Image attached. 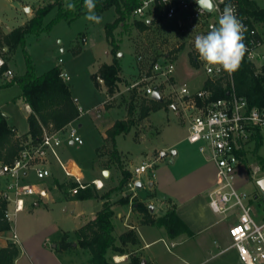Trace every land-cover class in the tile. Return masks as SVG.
Returning a JSON list of instances; mask_svg holds the SVG:
<instances>
[{
    "label": "rangeland",
    "instance_id": "obj_1",
    "mask_svg": "<svg viewBox=\"0 0 264 264\" xmlns=\"http://www.w3.org/2000/svg\"><path fill=\"white\" fill-rule=\"evenodd\" d=\"M254 2L258 8L264 9V0H254ZM53 3L55 0H0V22L3 23L0 25V44L7 31L24 24L27 18L31 17L30 11L35 13L38 8ZM55 14L56 7L51 6L43 17V24L52 20ZM85 15L86 12L71 21L60 19L47 31L37 35L28 34L24 47L17 45L8 53L5 62L6 68H10L14 76L22 74L26 68L24 48L32 59L36 73L40 74L49 68L60 67L69 75V79L65 81L81 110L70 125L75 127L76 134L82 142L69 144L68 141L63 140L59 149L60 157L62 160L72 159L82 172L81 181L91 184L99 195L103 194L107 197L106 200L115 211L112 221L113 234L117 238L122 232L130 230L126 225H121V219L116 216L117 211L124 214L128 208H131L129 218L125 222L133 224L136 219L141 220L142 214L133 208L132 201L135 202L138 198H154L149 182L155 178V170L158 168L156 165H162L157 158L160 148H167L166 146L171 143L175 144L172 149L177 150V156L172 158L170 149L167 148L168 155L165 161L174 159L178 169L188 159L204 157L198 151L197 145L189 143L185 137L188 133V112L179 104L174 90L176 84L183 82L190 90L200 87L205 79V73L202 61L197 59V53L182 43L181 35L162 33L152 27L140 28L136 23L137 20L130 13L112 30L114 40L117 42L114 56L119 59L121 69L113 91L106 96L103 85L95 86L102 83L96 78V70L100 63H109L113 60V54L105 36V25L113 20L115 11L113 7H109L98 14L103 17L100 24L87 21L84 19ZM258 25L264 31V23L259 22ZM167 53L176 60L175 76L168 81L156 76L151 79L144 78L152 74V62L162 59V56ZM192 59L196 60L192 61ZM258 67L259 65L254 66V71H258ZM93 74L94 78H92ZM10 79H5V82ZM132 82H138V84L129 88ZM2 84L0 81V113L6 116L7 122L13 125L18 133L23 134L28 127L26 121L28 110L20 97V87L17 83ZM147 85H155L159 89L163 99L161 102L145 93L144 88ZM156 102L165 103L157 106ZM175 102L177 106L172 108L171 104ZM145 106L151 108L147 115L141 116ZM116 119L128 120L131 125L127 133L115 136L118 158H112L109 156L112 145L110 140L105 138V131L106 126ZM17 132L15 131L16 135H19ZM25 141H30L29 137ZM257 153L264 157V134L263 143ZM55 160L53 157L48 159L51 176L38 180L30 173L27 179L39 187L46 188L49 196L43 199V203L35 209L21 212L15 218L21 235L29 236L44 229L46 234L43 236L46 237V244L50 247L52 243L57 245L62 237L65 241L72 242L73 247L70 249L62 250L57 246L55 248L66 264L77 262L84 264L89 253L79 245L76 232L85 220L91 218L101 208L102 198H68L74 193L77 185L72 186L75 180L65 177ZM251 161L257 163L255 158H251ZM142 162H151L152 165L146 171L135 174L134 167ZM102 169L108 171L105 179ZM122 171L128 174L127 180L123 183L120 182ZM98 177L105 181L100 189L95 188L91 183L93 178ZM134 181H140L142 186L136 187L132 184ZM253 186L255 187L254 181L250 180L243 188L251 191ZM123 191L129 193L125 195L128 196L127 203L129 204L130 201V205L122 206L120 199L125 196L122 194ZM133 191H136L138 198L133 195ZM255 194L256 197L252 200L257 204L261 201L263 194L257 187ZM159 196L158 194L157 197ZM38 197L33 194L27 198L37 199ZM158 208L161 209H157L156 212L161 215L162 206ZM259 211L264 214V210ZM151 215L155 217L154 211ZM214 217L216 223L213 230L219 233L216 236H212L210 232V235L199 236V238L180 239L175 246H171L166 240L169 252H166L163 241H160L147 249V252L149 250V252L159 253L157 260L166 264H174L175 261L180 264H197L206 258L209 261L214 260V257L209 256L217 250L216 246H227L230 241L227 232L229 221L215 213ZM256 219L259 220L258 217ZM120 227L122 232L119 230ZM221 234L222 237H220ZM115 244L121 250L110 249L106 254L112 264H131L133 257L140 258L143 255L142 251L138 250V243H123L116 239ZM200 244H203L204 248L209 247L211 251L206 250L205 254L201 253ZM177 255L183 260H177ZM116 256H123V259L117 262L116 259L114 260Z\"/></svg>",
    "mask_w": 264,
    "mask_h": 264
},
{
    "label": "built area",
    "instance_id": "obj_2",
    "mask_svg": "<svg viewBox=\"0 0 264 264\" xmlns=\"http://www.w3.org/2000/svg\"><path fill=\"white\" fill-rule=\"evenodd\" d=\"M211 9L199 8L198 0H137L131 16L141 22L149 21L148 27L160 30L162 33L181 35L188 47L197 53L194 47L196 36L203 35L218 27V18L225 4L235 6L237 17L243 23L244 43L247 52L243 57L254 66L259 65L255 74L262 73L264 66V31L254 18L242 14L238 0H209ZM197 59H199L197 53ZM196 59H192L195 61ZM175 61L167 53L162 59L151 64L153 77L170 80L175 76ZM0 57V66L3 64ZM205 79L200 87L190 90L183 82L176 84V98L182 108L188 112L189 143L197 145L200 152L206 153L209 161L215 167V180L208 194V205L213 213L221 215L229 221V248L236 252L242 264H264V217L256 219L251 197L247 191L239 189L236 184L238 167L252 154L256 143L263 141L264 134V105H251L247 98L237 93L234 72L217 70L204 62ZM13 71L5 68L0 72L1 83L13 77ZM60 76L67 80L68 74L61 70ZM220 82L219 89L224 96L213 97L214 88L208 82ZM132 82L129 88L137 86ZM159 89L155 85H147L145 93ZM160 94V92H159ZM176 104V102H175ZM177 106V105H176ZM81 112V110H79ZM63 140L70 143L82 142L76 134L75 127L70 122L60 129H43L40 139L35 143H25L9 161H0V211L1 220L7 222L8 228L0 230V237L8 242L16 243L17 233L12 228L15 216L24 210L26 198L29 195L39 197L45 194V189L36 183L28 181L30 173L35 179L41 180L52 175L48 159H56L64 176L71 177L77 187L84 188L78 165L71 159L62 160L58 148ZM151 162H142L135 166L134 173L146 171ZM258 166L252 171L255 174ZM92 179L95 188L103 187L99 179ZM115 260V257H114ZM118 262V261H117Z\"/></svg>",
    "mask_w": 264,
    "mask_h": 264
},
{
    "label": "trees",
    "instance_id": "obj_3",
    "mask_svg": "<svg viewBox=\"0 0 264 264\" xmlns=\"http://www.w3.org/2000/svg\"><path fill=\"white\" fill-rule=\"evenodd\" d=\"M238 2L242 14L264 23V9L258 8L254 0H238ZM68 3L75 4V8L69 10L66 6ZM136 5L137 0H96L95 12L97 15L109 7H113L115 11L113 20L105 25V36L113 54V60L111 63H101L96 71L97 80L106 86L108 93L113 91L121 69L119 59L114 56L117 42L114 40L112 30L125 20ZM51 6L56 7L55 17L44 25L43 17ZM85 12L84 0H66L65 2L55 0L53 4L38 8L23 25L10 29L3 36V41L1 40L2 43L0 44V57L4 62L0 66V72L6 68L5 59H7L8 53L17 45L24 47L25 38L28 34L37 35L42 31L49 30L52 24L60 19L71 21ZM136 23L140 28L148 27L145 22L136 21ZM23 53L26 63L25 71L20 75L13 76L12 79L2 85L12 83L19 85L20 97L30 107L26 117L28 128L25 133L16 135L15 130L8 124L6 116L0 113V161H9L25 143L37 142L43 129H60L79 115V108L70 93L69 85L60 76V68L52 67L38 74L34 69L32 59L24 48ZM92 78H94V74ZM234 82L237 93L245 96L251 105H264V66L261 74H255L253 64L243 58L239 68L235 71ZM207 85L214 88L213 97L224 96V91L219 89V81L215 83L208 82ZM164 103L156 102V105L160 106ZM150 108L148 106L143 107L141 116L147 115ZM130 125L131 123L128 120L116 119L106 129L105 138L111 142L112 151L109 156L112 158H118L115 136L127 133ZM27 137L30 141H25ZM258 144L256 143V146ZM127 176V172L122 171L120 182H125ZM53 180L55 182V179ZM85 184L84 188L77 187L69 198L89 199L100 197L104 201L95 216L84 223L76 232L79 245L89 253V257L84 264H112L106 257L108 250H121L115 244L116 237L113 234L112 216L114 212L105 195H99L91 187V184ZM76 185L77 183L73 181L72 186ZM128 199V196L125 195L120 200L124 204L127 203ZM259 204L264 206V194ZM132 206L142 214L141 220L143 223L163 226L167 235L171 238L183 233L187 236L193 235L188 225L175 212L174 204H171L159 217L151 215L148 205L142 201H132ZM1 215L0 211V230H4L8 228V224L1 220ZM62 238L58 241V249L66 250L73 247L72 242L65 241ZM118 239L123 243H138V237L131 229L122 232ZM17 255L18 247L15 243L8 242L6 245H0V264H14ZM141 262L142 259L138 257L131 259V264H141Z\"/></svg>",
    "mask_w": 264,
    "mask_h": 264
},
{
    "label": "crops",
    "instance_id": "obj_4",
    "mask_svg": "<svg viewBox=\"0 0 264 264\" xmlns=\"http://www.w3.org/2000/svg\"><path fill=\"white\" fill-rule=\"evenodd\" d=\"M30 13L32 14L31 15L32 17L34 13L32 11H30ZM31 17L27 18L26 21H28ZM1 24L3 23L0 22V25ZM18 26H21V25H18ZM102 63H106V62H102ZM60 70H63V69L60 68ZM102 85L105 87V93L107 96L108 91H107L106 86L103 83H101L98 86L97 85L95 86L101 87ZM23 103L29 113L30 107L27 104H25L24 101ZM172 104H174V107L176 106L175 103H172ZM172 104H171V107H172ZM9 125L17 132V130L15 129L13 125L11 124ZM110 125L111 123L108 126H106V128H108ZM68 143L72 144L70 142ZM258 143H259L258 146L255 145V148L253 149L252 154L249 155L246 158V161L238 167L236 184L239 187V189L244 190L243 186H245L250 180L254 181L255 187L253 186L251 191H247L251 195L249 199V203L252 205L255 216L258 218H261V217H264V214L262 213V211H259V210H264V206L259 203L256 204L252 200L253 198L256 197V194H255L256 187L259 189V187L256 184L257 179H259L260 177H264V172H262V170L264 169V157L260 156L257 153L258 148L262 145L263 141L258 142ZM174 145H175L174 143H171L166 146L168 149H170L169 152L173 156L172 158L177 156V150L172 149ZM167 148L159 149L157 158L159 159L160 162H162L161 163L162 165L160 166L156 165L158 166V168L155 170V178L154 180L149 182L150 190L153 191L154 198L140 199L138 198L137 193H135L136 191H133L134 192L133 195L137 196L138 200L144 202L146 205L152 204L154 206L153 211L155 213V217L161 216L166 211V209L170 207L171 204H174L175 212L188 225V227L193 232V235L187 236L186 234L183 233L176 237L171 238L167 235L166 230L163 226L157 225V224L143 223L142 220H139V219L138 220L136 219L135 221H133V224H126L125 220L129 218V212L131 208H128L124 214L117 211L116 216L119 217V219H121V222H122L121 225L122 226L126 225L129 229L135 230L134 232L136 233L138 237V245H139L138 250H141L143 253V255L140 257L142 259L141 264L142 263L143 264H166L164 262L157 260L159 253H156L155 251H151V250H150L151 252H149V250L147 252V249H150L154 244L160 241H163L166 252H169V245L167 244L166 240L170 242L171 246H175L178 244V240L180 239L184 240L189 237L199 238V236H203V235L206 236L207 234L210 235V232L212 236H216L217 234H219L218 232H215V230H213L214 225L216 223V219L214 217V213L211 211L208 205V194L215 180L214 164L211 161H209L206 153H202L198 150L200 153L204 155V157H201V158L194 157L192 159H188L186 162H183L182 167L178 169L176 168V163H174L175 162L174 159L168 162L165 161L166 160L165 157L168 155ZM59 149L60 147L58 148V153L60 152ZM161 152H163L164 155H160ZM151 154L152 153H150V155ZM59 156H60V153H59ZM51 158L52 156H50V159ZM251 158H255L257 163L255 162L253 163V161H251ZM255 166H258L259 170H257L255 174H252V171L255 168ZM102 170L104 172V169ZM81 175H82V172H81ZM107 175H108V172H107ZM103 177L105 179L107 176H103ZM93 179H100L103 182V186H104L105 181L103 179L99 177L93 178ZM135 182L136 181H134L132 184L135 185ZM136 187H140V186H136ZM44 189H45V194H43V196L38 197L37 199L26 198L25 208L21 212L33 210L37 206H39L41 203H43V199L49 196V191L46 188ZM130 189L132 190L131 187ZM251 193H253L254 196ZM261 193L264 194V192L262 191ZM122 194L125 195L129 193H126L123 191ZM158 194L160 195L159 197H157ZM103 201L104 199H102V203ZM102 203H101V206H102ZM125 205L126 206L130 205V201H129V204L124 203L122 206H125ZM158 206L159 207L162 206L163 213L161 215L156 212L157 209H161V208H158ZM257 207H260V208H257ZM112 210L113 212H115L113 208ZM82 216L85 217L84 215ZM94 216L95 214L91 218L85 220L84 223L92 219ZM121 227L119 228L120 232L123 231L121 230L122 229ZM12 228L17 233V241L15 244L18 247V255L14 259V264H66V262L60 256V252H58V250H56L55 248L57 246L56 243H52L51 247L46 244V237L44 238L43 236L44 234H46L44 229L39 230L38 232L32 233L29 236L21 235V233L19 232V225H18L16 218H14V221L12 223ZM227 230H228V226H227ZM222 236L223 235L221 234L220 237ZM116 239H118V237ZM213 242H215V240ZM7 243L8 241L4 237H0V245H6ZM228 245L224 247L217 245L216 246L217 250L209 256L210 258L214 257L215 258L214 260L209 261L208 258H206L198 262L197 264H242L238 261L235 250L233 248H229ZM200 246L201 247H199V251L201 253L204 252L205 254L206 250L211 251L209 247L204 248L203 244H200ZM176 258L177 260L178 259L183 260L178 255L176 256ZM220 258L222 259L220 260ZM217 260H220V261H217ZM76 264H78V262ZM174 264H180V263H177L175 261Z\"/></svg>",
    "mask_w": 264,
    "mask_h": 264
},
{
    "label": "clouds",
    "instance_id": "obj_5",
    "mask_svg": "<svg viewBox=\"0 0 264 264\" xmlns=\"http://www.w3.org/2000/svg\"><path fill=\"white\" fill-rule=\"evenodd\" d=\"M198 4L200 8V0ZM66 6L69 10L75 8L73 3ZM84 8L86 9L84 19L96 24L102 22L103 17L95 12L96 0H84ZM245 31L243 23L237 17L235 6L231 3L225 4L218 18V27L195 38L194 47L199 59L210 66H216L218 71L229 73L236 71L247 52L244 43Z\"/></svg>",
    "mask_w": 264,
    "mask_h": 264
},
{
    "label": "water",
    "instance_id": "obj_6",
    "mask_svg": "<svg viewBox=\"0 0 264 264\" xmlns=\"http://www.w3.org/2000/svg\"><path fill=\"white\" fill-rule=\"evenodd\" d=\"M200 4L201 6H203L204 8H206L207 10L211 9V3L209 2V0H200ZM147 24H149V21H147ZM150 97L156 101H162V97L159 94V92L157 90H154ZM172 107H174V104H172ZM160 155H164L163 152L160 153ZM107 170H104L103 175L107 176ZM257 186L259 187V189L264 192V177H260L259 179H257L256 181ZM135 186H141V182L140 181H136L135 182ZM148 209L150 212H153L154 210V206L152 204H148ZM143 264V263H142Z\"/></svg>",
    "mask_w": 264,
    "mask_h": 264
},
{
    "label": "bare ground",
    "instance_id": "obj_7",
    "mask_svg": "<svg viewBox=\"0 0 264 264\" xmlns=\"http://www.w3.org/2000/svg\"><path fill=\"white\" fill-rule=\"evenodd\" d=\"M97 180H98V183H99L100 182L99 179H97ZM115 259H116V261H120V260L123 259V256H116Z\"/></svg>",
    "mask_w": 264,
    "mask_h": 264
}]
</instances>
